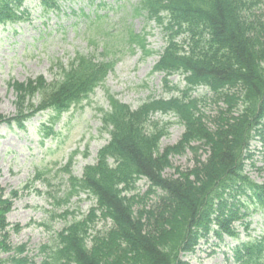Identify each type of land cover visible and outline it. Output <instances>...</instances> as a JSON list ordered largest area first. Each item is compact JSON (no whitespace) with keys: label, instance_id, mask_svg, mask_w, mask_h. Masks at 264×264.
I'll return each mask as SVG.
<instances>
[{"label":"trees","instance_id":"16d2710c","mask_svg":"<svg viewBox=\"0 0 264 264\" xmlns=\"http://www.w3.org/2000/svg\"><path fill=\"white\" fill-rule=\"evenodd\" d=\"M23 1L0 0V24L21 20L18 10ZM41 1L48 10L56 7L57 0ZM254 5L255 0H140L136 11L165 24L167 32L177 28L186 36L185 50L171 43L157 69L187 73L192 90L207 87L222 107L210 120L212 129L199 109L203 99L190 98L188 93L180 99L151 100L136 112L111 100L104 123L114 129L109 155L116 166L109 168L101 161L85 170L81 180L70 178L66 200L77 194L76 189H88L97 203L58 234L60 247L50 254L52 263L183 264L177 250H192L199 238L210 233L234 235L229 226L247 210L240 196L264 207V185L252 183L243 173L249 143L264 131V15H257ZM58 69L57 81L45 85L39 78L36 84L40 91L49 88L51 100L69 106L88 98L108 66L81 59ZM16 89L26 95L32 87ZM156 111L175 112L185 124L180 143L161 154L159 135H144L141 126L148 113ZM191 142H200L208 152L205 162L196 160L189 172L176 171V178H164L161 173L170 167L168 157ZM134 177L147 178L165 196L150 209L133 211V199L120 198L116 186L122 182L128 187ZM9 208L0 198V253L10 251L4 219ZM99 219H109L110 227L94 231ZM234 258L239 264H264L263 242L237 247ZM0 264L33 263L11 256L0 259Z\"/></svg>","mask_w":264,"mask_h":264},{"label":"rangeland","instance_id":"374dc122","mask_svg":"<svg viewBox=\"0 0 264 264\" xmlns=\"http://www.w3.org/2000/svg\"><path fill=\"white\" fill-rule=\"evenodd\" d=\"M137 1L120 0L116 8L107 11L97 8V4L102 2L111 5L115 0H60L59 11L44 16L37 1L29 0L24 6L29 13L26 21L12 27L0 26V114L4 116L15 114L14 92L8 87L9 84L27 82L39 76L50 82L54 79V73L50 71L54 62L58 60L61 65L66 66L77 56H94L100 60L101 56L97 52L105 44L109 50L116 51L118 59L113 74H109L105 80L104 88H97L88 102L81 104L80 110L75 108L61 117L53 125V131L57 133L56 139L44 140L42 147L39 145L36 129L46 121L45 114L26 123L25 131L0 126V189L6 192L13 187L20 188L35 171L40 170L42 173L40 180L24 190L23 196L15 201L13 209L6 217L11 224L18 223L23 227L27 224L26 228L19 234L12 235L11 239L14 245L26 244L30 257L37 253L40 246L53 243L55 234L63 229L65 223L73 216L85 214L92 205L83 195L78 199H71L67 204L61 202L65 192L64 179L67 177H64V172H59V166H64L66 154L76 148L79 154L71 168L73 175L79 176L83 166L93 163L96 151L107 139L106 134H98V109L108 107L104 89L131 109H136L149 98L167 96L163 90L162 76L149 74L156 59L143 58L137 48L130 51L122 38H113L105 31H114L115 26V33L121 36L124 26L134 33L147 32L150 48L161 50L165 45L161 30L153 22L147 21L146 24L142 17H132L130 6ZM96 11L100 15H106L104 20L107 24L103 20L91 23L81 16L83 14L94 17ZM91 39L96 42L95 45L91 44L93 46L89 43ZM94 46L98 48L97 52ZM181 80L180 75L169 78L171 84L183 86ZM197 94L201 95L202 91L199 90ZM207 110L210 111L211 108L208 107ZM152 119L159 125L172 122L167 130L168 135L161 139V149L179 140L183 128L173 123L175 121L172 117L156 114ZM85 151L87 157L82 155ZM251 152L253 158L249 164L254 166L247 170L253 180L264 182V143L252 142ZM170 163L173 168L186 171L193 166L192 155L186 151L172 156ZM257 168H261V171H256ZM173 172L170 169L165 174L170 175ZM45 178L50 180V187L42 182ZM64 212H68L64 216L66 220L58 218ZM250 233L252 237L264 235V210L250 219ZM214 244L213 241L201 244L196 253L184 256V259L189 264H233L231 260H227L225 252L234 242L226 239L220 247H215ZM41 261L42 259L37 258L35 264H41Z\"/></svg>","mask_w":264,"mask_h":264}]
</instances>
